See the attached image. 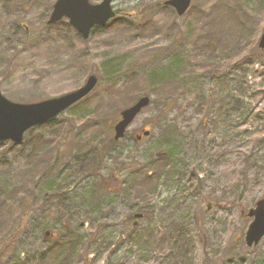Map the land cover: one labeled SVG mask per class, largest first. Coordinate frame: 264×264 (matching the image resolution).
I'll list each match as a JSON object with an SVG mask.
<instances>
[{"label":"rangeland","instance_id":"1","mask_svg":"<svg viewBox=\"0 0 264 264\" xmlns=\"http://www.w3.org/2000/svg\"><path fill=\"white\" fill-rule=\"evenodd\" d=\"M54 1L0 0L1 94L31 103L71 92L90 74L97 83L54 125L32 128L19 144L0 143V264H57L44 256L52 244L42 240L46 229L53 240L61 229L78 237L73 264H174L182 244L177 264H264V236L246 247L250 219L241 214L264 197V0H191L182 16L164 0H112L115 17L86 39L66 18L46 23ZM224 5L235 10L236 30ZM245 26L246 56L210 81L199 70L206 34L224 32L226 50ZM146 95L156 105L118 142L127 148L118 160L141 180L135 189L155 186L135 218L130 174L103 160L85 179L82 164L91 148L104 151L120 111ZM207 98L219 114L202 128ZM168 124L176 134L170 145L161 137ZM142 129L150 135L134 143ZM162 151L170 172L160 175ZM149 172L155 182L143 178Z\"/></svg>","mask_w":264,"mask_h":264},{"label":"water","instance_id":"2","mask_svg":"<svg viewBox=\"0 0 264 264\" xmlns=\"http://www.w3.org/2000/svg\"><path fill=\"white\" fill-rule=\"evenodd\" d=\"M191 0H166L164 5L170 6L178 16H182L190 5ZM114 17L112 0H101L90 3L89 0H55L47 23H55L62 18L68 20L69 25L83 38L86 39L95 26L105 25ZM258 47L264 49V30L258 41ZM97 83V77L90 74L84 84L68 93L58 97L32 103H17L10 101L0 92V142L11 141L19 144L24 133L38 125L44 124L65 111L71 105L87 96ZM149 104V97L141 96L132 104L122 109L119 119L113 126V139L118 140L124 136L128 126L142 109ZM149 131L141 130L136 139L147 136ZM165 153H157L163 156ZM209 208V206H208ZM246 215L251 221L245 231L244 241L247 247L257 245L264 236V198L258 199ZM136 218L141 213L134 215ZM136 221L133 223L135 225ZM51 236L49 230L44 232V239Z\"/></svg>","mask_w":264,"mask_h":264},{"label":"trees","instance_id":"3","mask_svg":"<svg viewBox=\"0 0 264 264\" xmlns=\"http://www.w3.org/2000/svg\"><path fill=\"white\" fill-rule=\"evenodd\" d=\"M225 6V5H224ZM224 12L222 13L223 18L224 15H228L229 19L228 22L231 25V29L236 30V28L234 27V25L237 22L233 17V15H230V13L235 12V10L228 8L227 6H225L223 8ZM99 28V27H96ZM94 28V29H96ZM246 26L243 28H240L239 33H240V37L239 39H237L236 36L233 37V43H231L230 45L232 46H228L226 47V50H224V46L223 44H227L225 40H223V36L225 35L224 32H222L221 28L220 29H216V32L219 30L220 32H222L219 35H216V38L212 37V36H207L206 34V39L202 45V49L200 51L199 57L202 63V66L199 68V70L202 72V74H204L205 76H207L210 81L212 80H221L224 76V73L230 69L231 66L234 65L233 61H235L236 58L240 57V59H243L246 55L244 56H240L242 53H245V47H247V42L251 41V36L250 34H248L249 31L246 30ZM93 29V30H94ZM92 30V31H93ZM249 52V51H248ZM259 53L261 54V52L259 51ZM233 63V64H232ZM157 76V75H154ZM107 80H109L108 77H106ZM211 92V91H210ZM154 106V102L152 101L150 103V105ZM156 105V104H155ZM204 105H206L204 107V111H205V116L202 117V121L204 120V118L211 120L210 117H212V113H216L213 116H218L217 112H212L215 103L212 101V99L207 98L206 102L204 103ZM71 108V107H70ZM165 108V107H164ZM210 109V110H209ZM55 119L48 121L47 123L43 124V125H54ZM100 124V123H99ZM42 125V126H43ZM98 125V123H97ZM101 125V124H100ZM204 121L203 123H201V127L203 128L204 126ZM103 128V126L101 125L99 128H97V133L99 131H101ZM31 130V129H30ZM96 132V130H95ZM150 135V134H149ZM148 137V136H147ZM161 137L162 140L164 141L165 144L170 145L173 143V141L175 140L174 138L176 137L175 134V127L171 124H168L165 126V128L162 129L161 131ZM107 146L104 149L103 152L99 151L98 149H92L90 150V152L88 151V153H86V156L84 158L83 161V169H84V177L85 176H96L97 175V170H100V164L103 162V160H113V165H115L116 167H121L123 169V171H126L127 174L129 173L130 177H132V179H130L129 181V191L131 192V195L133 197V201L136 202L137 205H139V210L138 212H141V210H143L144 208L147 207V205H149L152 201V195L154 194V190H155V186L152 184L149 185L147 188L143 189L142 191L140 190H136L135 189V182L138 181L137 180V174L136 172L132 171V167L129 165V167H126L124 165V163H122V160H118L119 158H122L123 153L126 151L127 148L125 147H119L118 146V142L120 141H114L112 139V137L108 138L107 140ZM134 143H136V141H134ZM168 153L165 155V163L162 164V171L160 172V175L162 174H167L169 171V166H168V159L167 156ZM125 158V157H124ZM164 158V157H162ZM120 161V162H118ZM129 164V163H127ZM39 170V169H38ZM43 173V171H41ZM170 172V171H169ZM153 173L149 172L146 173L143 178L147 181H149V179H154L157 180L156 175H153ZM153 175V178H152ZM128 178V180H129ZM149 178V179H148ZM86 179V177H85ZM141 181V180H139ZM100 187H103V190L105 189V187L101 184ZM55 196H50L48 199H52L55 198ZM62 231V235H60L56 240H51L50 243H52L50 245V247L47 249L46 253H44V256L48 257H55L59 259L57 264H73L74 260L76 259V257L79 254L78 251V243H79V239L78 237L72 236L71 232L66 230V229H61ZM139 235H137L138 237ZM136 237V238H137ZM5 235L2 234V236L0 237V241L4 240L5 241ZM141 240L138 241V243ZM181 246H185L184 244L179 245L176 249V251L174 252V254H176L177 252V256L174 255L172 253L173 256H171V259L173 260L172 263L177 264V261H179V259L182 260V258L185 256L186 248L185 249H181L179 247ZM175 247V246H174ZM178 250V251H177ZM78 251V252H77ZM172 252V251H171ZM179 256V257H178ZM183 262V261H181ZM56 264V263H55Z\"/></svg>","mask_w":264,"mask_h":264}]
</instances>
